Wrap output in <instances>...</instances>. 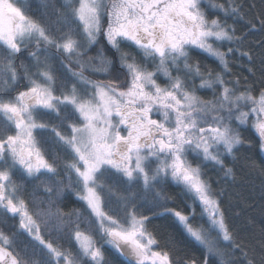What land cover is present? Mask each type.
Masks as SVG:
<instances>
[{
    "label": "snow or ice",
    "instance_id": "snow-or-ice-1",
    "mask_svg": "<svg viewBox=\"0 0 264 264\" xmlns=\"http://www.w3.org/2000/svg\"><path fill=\"white\" fill-rule=\"evenodd\" d=\"M255 8L0 0V224L13 222L0 228V264H107L106 247L124 264H200L174 237L162 245L154 220L204 264H264V228L238 239L206 171L236 180L248 128L264 152V40L257 54L242 48L264 33ZM237 59L253 82L226 79ZM246 166L264 176V159ZM73 196L80 207L64 211Z\"/></svg>",
    "mask_w": 264,
    "mask_h": 264
},
{
    "label": "trees",
    "instance_id": "trees-1",
    "mask_svg": "<svg viewBox=\"0 0 264 264\" xmlns=\"http://www.w3.org/2000/svg\"><path fill=\"white\" fill-rule=\"evenodd\" d=\"M32 2V0H29ZM222 2V0H221ZM246 4H256V8L252 10L248 18H251L255 13L264 10V4L261 0H245ZM245 11H248L245 8ZM210 16L213 15L211 10H209ZM231 23V20H229ZM242 28L241 25L237 26ZM238 35L243 34V31H239ZM260 40H264V33H253L248 36L244 41L242 48L244 50H251L254 54L259 52L256 47V43ZM193 59L199 60L202 67L207 65L209 67L215 68V63L212 58L206 57L203 54L194 53ZM251 65L245 60H233L232 62V74L226 79L240 78L243 80L247 77L250 82H253L256 78L252 77L247 69ZM256 76L259 73V61L255 65ZM199 81L197 80V84ZM204 98H211V93H200ZM242 136L245 140V144L240 147L239 151L236 153V180L225 181L223 179V174L217 169L209 167L207 171V177L210 179L214 190L217 193H221L220 196L222 207L225 210L226 218L230 226L238 233V239H248L253 234H259V230L264 228V176H260L258 172L250 171L246 166L251 163L260 165L261 160L264 159V153L260 151L259 139L251 128L244 130ZM231 162V161H230ZM31 189H29L30 191ZM74 196L67 202L64 207V211H69L72 208H79L80 205L74 202ZM12 221L9 220L7 225L0 224V228L7 231L11 225ZM18 223V219H17ZM150 230H154L157 236L161 238V244L163 245L168 238L174 237L177 241L178 254L181 257H194L200 261V264H204V258L201 250L197 247L188 245L186 241L179 234V230L171 226V222L167 220H154L151 225H149ZM47 236V234H45ZM54 244H60L67 247L64 238L59 240L56 239V234L53 233L51 237ZM105 259L107 264H124L122 258L114 253V251L105 248ZM215 258L210 260V264H214Z\"/></svg>",
    "mask_w": 264,
    "mask_h": 264
},
{
    "label": "flooded vegetation",
    "instance_id": "flooded-vegetation-1",
    "mask_svg": "<svg viewBox=\"0 0 264 264\" xmlns=\"http://www.w3.org/2000/svg\"><path fill=\"white\" fill-rule=\"evenodd\" d=\"M105 26H106V25H105ZM93 54H94V53H93ZM194 60H196V59H194ZM52 63H53V64H56V60H53ZM114 74H115V73H114ZM163 80H164V78L161 76V77H160V81L163 82Z\"/></svg>",
    "mask_w": 264,
    "mask_h": 264
},
{
    "label": "water",
    "instance_id": "water-1",
    "mask_svg": "<svg viewBox=\"0 0 264 264\" xmlns=\"http://www.w3.org/2000/svg\"><path fill=\"white\" fill-rule=\"evenodd\" d=\"M257 136V135H256ZM257 138H258V136H257ZM259 139V138H258ZM264 153V152H263Z\"/></svg>",
    "mask_w": 264,
    "mask_h": 264
},
{
    "label": "rangeland",
    "instance_id": "rangeland-1",
    "mask_svg": "<svg viewBox=\"0 0 264 264\" xmlns=\"http://www.w3.org/2000/svg\"><path fill=\"white\" fill-rule=\"evenodd\" d=\"M163 83V82H162Z\"/></svg>",
    "mask_w": 264,
    "mask_h": 264
}]
</instances>
